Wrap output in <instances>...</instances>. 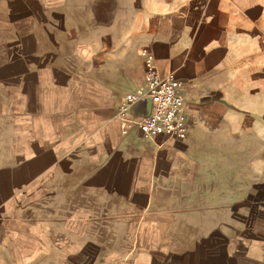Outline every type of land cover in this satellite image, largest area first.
Returning <instances> with one entry per match:
<instances>
[{
	"label": "crops",
	"instance_id": "1",
	"mask_svg": "<svg viewBox=\"0 0 264 264\" xmlns=\"http://www.w3.org/2000/svg\"><path fill=\"white\" fill-rule=\"evenodd\" d=\"M149 57L183 139L137 128ZM9 242L264 264V0H0V264Z\"/></svg>",
	"mask_w": 264,
	"mask_h": 264
},
{
	"label": "built area",
	"instance_id": "2",
	"mask_svg": "<svg viewBox=\"0 0 264 264\" xmlns=\"http://www.w3.org/2000/svg\"><path fill=\"white\" fill-rule=\"evenodd\" d=\"M147 86L144 96L151 101L149 115L137 121V128L146 136L165 135L183 139L187 134V117L180 94L182 84L173 74L160 76L152 66L151 58L145 62ZM138 100L131 96L128 104Z\"/></svg>",
	"mask_w": 264,
	"mask_h": 264
},
{
	"label": "rangeland",
	"instance_id": "3",
	"mask_svg": "<svg viewBox=\"0 0 264 264\" xmlns=\"http://www.w3.org/2000/svg\"><path fill=\"white\" fill-rule=\"evenodd\" d=\"M24 252H26V248L24 247ZM19 250V245L9 242L6 245L5 251L6 254H13ZM82 257L80 259L74 260L75 258L70 260H57V255H50L48 258L43 259L42 256L39 258H33V255L27 256L25 253H19L15 256L17 260L3 262L2 264H110L106 260H99L97 259V254L95 248H91L86 246L85 250H83ZM52 258V259H50ZM114 264H122L121 262L114 263Z\"/></svg>",
	"mask_w": 264,
	"mask_h": 264
},
{
	"label": "water",
	"instance_id": "4",
	"mask_svg": "<svg viewBox=\"0 0 264 264\" xmlns=\"http://www.w3.org/2000/svg\"><path fill=\"white\" fill-rule=\"evenodd\" d=\"M145 100H148L147 102H148V104H149V107H148V114L146 113V115H144V116H147V115H149V113H150V110H151V101H150V99L149 98H145Z\"/></svg>",
	"mask_w": 264,
	"mask_h": 264
}]
</instances>
